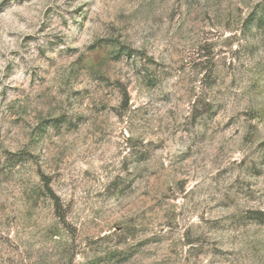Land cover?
I'll return each instance as SVG.
<instances>
[{
	"label": "rangeland",
	"instance_id": "rangeland-1",
	"mask_svg": "<svg viewBox=\"0 0 264 264\" xmlns=\"http://www.w3.org/2000/svg\"><path fill=\"white\" fill-rule=\"evenodd\" d=\"M259 211L264 0H0V264H264Z\"/></svg>",
	"mask_w": 264,
	"mask_h": 264
},
{
	"label": "trees",
	"instance_id": "trees-1",
	"mask_svg": "<svg viewBox=\"0 0 264 264\" xmlns=\"http://www.w3.org/2000/svg\"><path fill=\"white\" fill-rule=\"evenodd\" d=\"M55 205H56L57 211L59 212V216L63 218V215H62V205H61V202H60L59 197H57V196H55ZM258 213L262 217L261 218V222L264 223V211H259Z\"/></svg>",
	"mask_w": 264,
	"mask_h": 264
}]
</instances>
